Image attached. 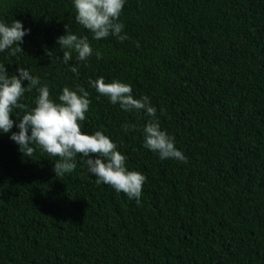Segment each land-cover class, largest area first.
<instances>
[{
  "label": "trees",
  "instance_id": "trees-1",
  "mask_svg": "<svg viewBox=\"0 0 264 264\" xmlns=\"http://www.w3.org/2000/svg\"><path fill=\"white\" fill-rule=\"evenodd\" d=\"M75 16L73 0H0V22L30 29L0 64L9 76L26 68L57 101L64 87L88 91L82 131L104 132L145 175L141 202L97 184L82 155L58 178L59 157L35 145L23 155L10 136L34 88L0 132V264H264V0H126L124 41L94 40ZM65 25L88 38L87 62H62ZM99 77L148 96L187 162L146 149L151 118L99 95L89 84Z\"/></svg>",
  "mask_w": 264,
  "mask_h": 264
},
{
  "label": "clouds",
  "instance_id": "clouds-1",
  "mask_svg": "<svg viewBox=\"0 0 264 264\" xmlns=\"http://www.w3.org/2000/svg\"><path fill=\"white\" fill-rule=\"evenodd\" d=\"M126 0H73L76 10L75 20L92 34L94 40L106 39L110 35L120 41L128 39L121 35L124 24L119 18ZM57 38L63 55L62 62L67 64L76 53V60L87 62L94 50L87 37L77 36L69 32ZM30 29H25L21 21L14 20L9 26L0 22V52L10 50L11 56L23 52L20 45ZM51 59L53 52L46 50ZM97 59L102 58L99 51L95 52ZM70 71L78 75V68L73 66ZM19 75H8L5 65L0 64V132H12L15 121L11 118L14 109H23L20 103L25 93H31L35 88L38 96L35 107L27 111L15 126L18 132H12L10 139L19 145L24 156L32 157L38 146L49 156L59 157L53 171L56 178L73 172L76 167V157L82 155L87 170L96 177L97 184L111 186L117 193H124L130 200L139 204L146 177L140 172L131 171L126 167V156L117 151V145L102 131L88 134L82 131L86 113L90 109L89 92L82 86L75 90L64 87L54 100L50 89L45 84L40 86V79L34 77L26 68L18 67ZM28 81L27 87L22 81ZM89 84L96 92L107 97L111 104H119L126 112L144 111L151 119L143 127L144 147L158 154L161 160L175 159L187 162L184 154L175 147V137L161 129L156 117L157 109L151 105L150 98L144 96L136 99L132 87L119 80L105 82L104 77L90 80ZM135 125H124V131L135 130ZM30 133V134H29Z\"/></svg>",
  "mask_w": 264,
  "mask_h": 264
}]
</instances>
